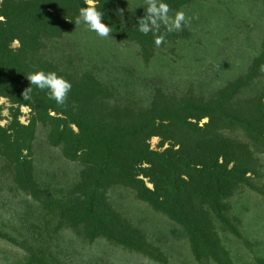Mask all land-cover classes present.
<instances>
[{"label":"rangeland","instance_id":"374dc122","mask_svg":"<svg viewBox=\"0 0 264 264\" xmlns=\"http://www.w3.org/2000/svg\"><path fill=\"white\" fill-rule=\"evenodd\" d=\"M78 1L60 5V26L0 25L4 68L20 69L15 81L0 76V264H264V0H164L170 16L193 19L177 32L161 26L159 47L138 31L145 0H95L107 39L75 24ZM26 46L35 50L24 56ZM40 70L72 84L65 105L34 86L23 99L26 76ZM142 122L154 133L130 146L156 155L159 170L128 163L126 176L105 177L97 226L89 196L106 152L96 144H129L125 133ZM165 163L193 187L169 204L203 229L197 240L162 210ZM222 170L236 186L205 213L199 187ZM155 182L159 209L147 192Z\"/></svg>","mask_w":264,"mask_h":264},{"label":"trees","instance_id":"16d2710c","mask_svg":"<svg viewBox=\"0 0 264 264\" xmlns=\"http://www.w3.org/2000/svg\"><path fill=\"white\" fill-rule=\"evenodd\" d=\"M9 2V0H8ZM64 2H69L70 6H74L75 9H77L78 6V0H30V2H27V7L22 8L19 5L16 6V8H12L10 10L9 7H7V0H4L3 10L0 12V17L3 16L5 21L0 22V25L2 26H19L20 23L27 24V26H30L31 28L33 26H60V5H62ZM50 8L53 10V13H50L47 11V9ZM0 41H3V38L0 37ZM34 47V46H33ZM29 47H25V55H29L31 52H33L35 49ZM1 49V48H0ZM23 55V54H22ZM5 57V55L0 51V76L4 74L6 79L13 80L18 79V74L20 72L19 66L12 65L7 66L4 68V64L2 62V59ZM86 95H89L87 93ZM183 114V112H181ZM173 116H170V119H173ZM158 119V118H157ZM142 126L140 129H129L125 133V137L129 139V144L121 145L119 143V140L117 139H109V140H102V142H97V146H99L102 150L106 152L104 158L101 160L99 164H97V177H96V184L94 187V190L91 192L89 196V211L90 216L95 221V225L98 226L99 219L98 214H100L99 209V189L101 187V182L103 179L107 176H109L113 171H118L119 175L126 176L127 175V168L126 165L130 163L131 165L134 163H140L145 162L151 165V167L155 172L159 170V159L156 155L153 153H150L146 148H141L140 146L132 147L130 146V141L134 140L135 137L139 138L143 137L141 139V142H144L146 137L148 135H153L154 133V125L152 122H142ZM143 130V131H141ZM117 142V143H116ZM103 143V144H102ZM125 157V158H124ZM169 164L165 163L163 165V168H165V174H163L161 177H159L162 185H163V197H166V203L164 201L162 207H164L162 210L165 212V214L172 220L176 221L177 223L183 225L187 231L193 235L197 239L200 237V232L203 231V229L198 228V223L194 222L193 218L191 216H187L186 214V208L180 206V211H178L177 207L170 206V200L173 198L174 202L179 203L182 202L181 205L184 204L186 199L192 198V189L189 184L181 183L180 178L178 179L176 177V174L171 173ZM179 182V185L178 183ZM122 184H125V182L121 181ZM155 191H147L153 199L149 201L151 206L155 209L159 206L157 204L156 198H157V191L158 186L155 182ZM236 184L234 181V176L227 173V171L222 170L218 176H217V183H214L213 181L210 182H204L201 187H199L200 191L197 194V198L201 199L202 203L200 204L199 208L204 209L203 212H208L210 209L211 211L216 210L217 204H220L218 202L226 201L231 196L232 190L235 188ZM198 187V186H197ZM217 188V189H216ZM217 201H215V199ZM206 207V208H205ZM157 210V209H156ZM112 219L115 220L116 215L111 211L109 212ZM87 222H90L88 220ZM115 222L116 221H112ZM117 224V223H116ZM119 229V228H118ZM207 231H210V228H206ZM204 232V231H203ZM196 233V234H195ZM99 235L104 236L108 238V240L116 241V243H122L119 238L110 235V234H104V232L100 233ZM125 245V243H124ZM127 246V245H126ZM129 247V246H127Z\"/></svg>","mask_w":264,"mask_h":264},{"label":"clouds","instance_id":"9594fccd","mask_svg":"<svg viewBox=\"0 0 264 264\" xmlns=\"http://www.w3.org/2000/svg\"><path fill=\"white\" fill-rule=\"evenodd\" d=\"M144 15L138 18V31L144 35L153 33L156 35L155 45L161 46L165 42L164 35H158L161 26L166 33H172L183 30L185 26L191 23L192 17L186 15L183 10L175 12L170 16V6L164 0H145ZM117 14L123 16V9H117ZM104 14L98 9L95 0H85V6L79 9V15L75 24L81 23L87 26L89 31L96 33L102 39H107L112 35L111 27L104 22ZM264 72V66L261 67ZM27 80L30 86L25 88L21 95L24 100L31 99L30 93L33 86L41 91L47 90L49 99L55 101L57 105H65L68 95L71 91L72 84L56 72H44L42 70L29 73Z\"/></svg>","mask_w":264,"mask_h":264}]
</instances>
